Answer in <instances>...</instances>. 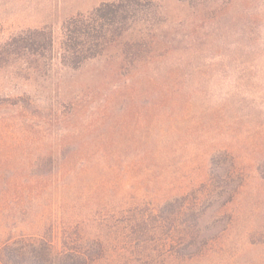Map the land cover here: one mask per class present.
Segmentation results:
<instances>
[{"label":"rangeland","instance_id":"1","mask_svg":"<svg viewBox=\"0 0 264 264\" xmlns=\"http://www.w3.org/2000/svg\"><path fill=\"white\" fill-rule=\"evenodd\" d=\"M112 1L0 0V45L54 38L50 57L0 67V238L55 240L63 217L156 208L209 178L225 197L163 264H264V0H154L145 59L128 68L117 45L64 67L63 23Z\"/></svg>","mask_w":264,"mask_h":264},{"label":"trees","instance_id":"2","mask_svg":"<svg viewBox=\"0 0 264 264\" xmlns=\"http://www.w3.org/2000/svg\"><path fill=\"white\" fill-rule=\"evenodd\" d=\"M179 1L195 7L206 0ZM158 10L154 0H114L67 19L62 25L61 64L76 70L120 45L124 65L135 66L152 52L149 28H153ZM138 26H143L144 34L122 42ZM53 50L50 29L29 30L0 45V67L25 56L46 59ZM47 160L52 163L53 159ZM211 180L156 208L138 203L103 216L99 213L94 219L71 222L63 217L55 240L47 234L0 238V264H103L111 253L116 255L115 264H163L167 258L181 257L194 246V227L202 207L225 197L216 192ZM92 226L105 234L92 235ZM110 235L114 240L111 247Z\"/></svg>","mask_w":264,"mask_h":264}]
</instances>
